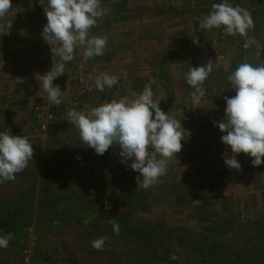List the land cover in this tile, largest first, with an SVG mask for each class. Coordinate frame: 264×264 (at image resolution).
Here are the masks:
<instances>
[{
    "label": "rangeland",
    "instance_id": "1",
    "mask_svg": "<svg viewBox=\"0 0 264 264\" xmlns=\"http://www.w3.org/2000/svg\"><path fill=\"white\" fill-rule=\"evenodd\" d=\"M114 1L120 2L117 8L122 19L115 22L103 21L110 16L109 10L115 8V5L109 0H100L104 14L97 18L95 26L89 31L97 30L102 33L95 34L97 36L94 37L108 35L109 32L116 33L117 39L114 41L119 40V48L122 44L125 46L120 49L124 52L123 56L128 51L135 62L145 60L142 65L139 63L142 67L139 66L137 73L152 81L146 83L145 80L143 83L139 78L135 82V90L139 91L136 94L142 93L143 88L149 86L154 99L160 100L161 96L164 98L160 85L164 83L166 76L170 77L169 73L179 72L185 76L190 66L209 62L212 71L208 80H205L208 81L207 87L205 84L203 87L205 92L209 91L214 95L212 102L221 105L224 96L235 95L227 77L240 63H264V51L257 55L255 45L245 49L243 44L246 38L240 34L227 35L223 26L200 28L201 18L212 10V4L221 3L222 0ZM229 3L234 7L239 5L251 13L254 28L249 30L248 36L264 45V0H229ZM47 7L48 0H11L10 11L0 17V107L5 106L0 113H5L6 124H1V130L4 127L6 131L12 127L9 123L15 124L18 121V116L13 117L15 111L25 114L26 120L22 125L27 124L26 129L17 131L18 133L16 130L10 132L28 137L33 147L32 160L37 163L41 161L40 173L46 169L43 165L49 157H58V166L65 160L69 161L70 164L61 175L55 171L50 178L49 192L55 190L67 197L71 193L70 189H73L88 206L100 214L95 220L102 230L100 232L89 233L77 227L73 223V217L70 218V222L66 224H70L67 229L71 238L53 244L54 248L65 247L63 257L52 260L54 264H186L184 258L188 252L193 253V250L172 245L168 241L155 245L131 234H120L117 237L113 232H103L105 223H131L156 229L179 227L193 233L201 231L211 234L214 239L227 244L233 230L264 215V180L259 176V172H264V163L253 166L251 157L239 153L236 158L241 168H228L224 159L233 154L220 138L218 142L207 139L206 128H210V125L205 121V116L199 118L200 121L197 117L194 118L195 123L191 125L188 121L180 122L185 130L182 148L175 158L168 160L166 174L148 188L137 185L135 177L139 174L122 163L118 145L114 144L103 155H98L91 147L82 143L79 130L67 121V112L74 107L79 111H87L111 100L103 95L100 97L99 94L90 95V91L75 75L78 72L76 68L85 70L84 66L87 65L85 67L93 73L100 60L114 64L116 60L111 52L112 42L109 41L103 55L87 60L80 50L84 46H77L74 58L65 64V73L53 81L58 83L62 91L61 103H51L37 77L58 62V58L53 57L49 45L42 38L43 26L47 23ZM112 22L116 31H108ZM134 35L136 41L132 38ZM106 38L110 40V37ZM126 39L130 43L135 42L136 52L127 49ZM143 44L149 47H137ZM119 60H122L121 56ZM169 63L176 65L170 64L173 66L170 69V65H167ZM181 63L184 64V69L174 68ZM121 69L127 72L125 68ZM105 72L109 73L110 70L106 69ZM95 76H99V71L95 72ZM184 83L190 86L186 79ZM161 88L162 91L165 89L164 86ZM184 93L185 97L190 94L189 91ZM125 97L130 96L125 94ZM171 97L170 109L175 107L177 101L175 96ZM165 103L164 100L159 101V107L164 111ZM35 106H44V110L51 114L50 123L42 138L34 130L40 120L46 119V115L37 113ZM23 120L24 118L20 119ZM198 123L201 127L206 126L197 132L195 126L200 127ZM196 135H202L201 139L195 140ZM211 141L215 149L211 148ZM198 143L201 147H197ZM156 155L159 158V154ZM210 159H214V162ZM63 177L67 180L63 181ZM40 179L41 189L42 175ZM28 226L35 227L40 240L41 230L33 223L9 231L12 237L7 248H0V264H21L19 254ZM100 237L105 239V246L102 250H97L91 246V241ZM174 248L176 249L173 250ZM171 256L176 258L172 259Z\"/></svg>",
    "mask_w": 264,
    "mask_h": 264
},
{
    "label": "clouds",
    "instance_id": "2",
    "mask_svg": "<svg viewBox=\"0 0 264 264\" xmlns=\"http://www.w3.org/2000/svg\"><path fill=\"white\" fill-rule=\"evenodd\" d=\"M10 8L11 0H0V17H4ZM103 14L100 0H48L42 38L58 62L37 77L51 103H61L62 91L53 81L65 73V64L74 58L77 46H84L86 60L103 55L107 38H89L88 35L89 29ZM199 26L201 29L223 26L225 34H240L246 38L245 49L255 45L257 55L264 51V45L248 36L249 30L254 28L251 13L239 5L232 6L229 0L212 4V10L201 18ZM211 71L212 65L208 62L190 66L185 74L187 84L193 89L189 94L193 104L198 105L205 96L203 82ZM227 79L235 95L223 97L224 117L214 121V126L223 133L221 142L233 154L225 158L224 163L230 169L239 170L241 165L236 154L244 153L252 158L253 166H259L264 163V63H240ZM116 84L117 78L107 72L95 78V88L101 92ZM159 101L154 99L151 88L145 86L142 93L131 100L128 97L113 99L87 111L74 107L67 112V121L79 130L82 143L98 155H103L110 146L118 145L122 163L139 174L135 177L137 185L148 188L166 174L168 160L176 157L182 148L181 141L185 139L180 120L162 110ZM32 158L33 147L28 137L13 135L10 130L0 132V183L14 180ZM112 231L119 237V224L113 223ZM11 237V232L0 234V248H7ZM91 246L102 250L105 239L96 238L91 241Z\"/></svg>",
    "mask_w": 264,
    "mask_h": 264
},
{
    "label": "crops",
    "instance_id": "3",
    "mask_svg": "<svg viewBox=\"0 0 264 264\" xmlns=\"http://www.w3.org/2000/svg\"><path fill=\"white\" fill-rule=\"evenodd\" d=\"M115 2L116 1L113 0V3ZM126 9H127L126 11L128 12L129 7ZM109 13H110L109 14L110 16L108 17L109 19L105 17L103 21L110 20V21L115 22V21H119V19H122L119 9L117 7L115 8V10L112 7L111 10H109ZM106 29H110V28H106ZM113 29L115 31L117 30L115 29V24L112 22L111 29L108 31H111ZM126 32L128 33L127 29H126ZM95 34H102V33L97 30H93V32L92 31L88 32L89 38L97 36ZM116 36L117 34L112 33V32H109L108 35L99 36V37H110V40H107V44L104 48V51H107L105 49L106 47H108L109 41L112 42L111 52L112 54H114L113 59L116 60L114 64H110L111 62H107V60L106 61L100 60L99 63L96 64V68L93 69L94 70L93 73H91L88 70V68H86L87 65L84 64L86 66V67L84 66L85 70L77 67L76 70H78V72L75 75L79 77L82 83H84V85L90 91L89 93L90 95L99 94L100 97L103 95L104 98H108L107 100H113L115 98L117 99L123 98L125 97V94H127V96H130L128 98L134 99L135 95H138L136 93L139 92L138 90H135V82L137 83V80L139 78L143 80V83L145 82V80H147L146 83H149L152 80L146 79L145 78L146 76H143L137 73L138 72L137 70L140 69L139 68L140 64L142 65V63H144L145 60L141 62L137 60L135 62L132 55H129L127 53L128 51L125 52L126 55L124 54L123 56L124 52H122L120 49L125 48V46L124 44H122L123 42H121L122 45H121V48H119L120 47L119 40L117 42L114 41L115 39H117ZM111 37H114V38L111 39ZM132 38L134 39V41H136L135 35L132 36ZM126 40H125V43L127 44V49H130V52L131 51L136 52L135 42L131 41L130 43L129 39H126ZM114 42H116V44ZM137 47L140 49L141 47H144L143 49H146L149 46L148 45L145 46L143 44V46H137ZM80 50L84 51V47L80 48ZM120 56L122 60H119ZM170 64L172 63H169L167 65H170ZM172 65H176V64H172ZM177 65H180V66H176L174 68H180V69L185 68L184 66H182L184 65L182 63L177 64ZM80 66L83 67V65L81 64ZM121 68H125L127 72H125ZM171 68H173V66L170 65V69ZM106 69L110 70L108 74L114 75L117 78V84L114 85L112 88L106 87L104 91L101 92L95 88V78L97 77L95 76V72L99 71V75H100L101 73L105 72ZM125 73L127 75H125ZM169 75L170 77L166 76L165 81L162 84L165 87L163 91L161 88L163 86L160 85L162 95H164V98L163 96H161L162 99L160 100H164L166 102L165 107H163V109L166 108L165 112H168V115L170 117L180 120V122H185V121L190 122V125L195 123L194 118L197 117L198 120L200 121L199 118H203V116H205L206 117L205 121L208 122L207 123L208 126L210 125V128H206L207 129L206 134L208 135L207 139L210 138V139H213V141L215 140V142H218L220 135H223V133H221L219 129L214 126V121H219L223 119L224 109L226 107V105L224 104V101L221 103V105H219L220 103L218 102H216V104L213 103L214 95L211 94L209 91H206L205 96L201 99L200 103L198 105L193 104L190 101L189 96L185 97L184 95L185 91H189L190 93L193 90L191 86L185 85L184 74L175 72L174 74L169 73ZM27 80L28 78H26V82ZM204 84L206 85L205 87H207L208 81H204L203 85ZM172 95L175 96V99L177 101H176L175 107L170 109L169 107H172V106L171 104L169 106V100L172 99L171 97ZM3 107L5 106L0 107V111L1 109H3ZM15 113H13V117L15 118L18 116L19 119L17 117L18 121H16L17 123L15 124L9 123V125L12 126L11 128H9L11 132H14L15 130H16L15 132H17L22 129H26V125H27V124L25 126L22 125L23 122H25L26 120L25 114L21 115L19 111H15ZM0 114H1L0 115V132H7L6 130L3 129L4 127L1 130V124L2 123L6 124V116L3 115L5 113H0ZM22 118H24V120L20 121V119ZM198 126L200 127L195 126L197 132L200 128H203V127L205 128L206 125L201 127V124L198 123ZM201 137L202 135H198V136L196 135L194 139L195 140L196 138L201 139ZM209 143L212 146L211 148L215 149L214 143L212 141ZM207 146H210V145L207 144ZM197 147H201V145H199L198 143ZM210 161L214 162V159L213 160L210 159ZM40 162L37 163L36 160L29 161L25 169H23L20 173L16 174L14 180H6L3 183H0V222L9 216H13L12 214L17 212V217H20V218L27 217L28 219H30L29 220L30 223L38 225L37 227L40 228L41 230V233H40L41 238H40L39 247L36 252L35 262L36 264H54L52 260H55L56 258L59 259L60 257H63V255L65 254L64 252L65 247L62 248L63 250L60 249L59 247L54 248L55 243L63 242L62 240L71 238L70 232L67 229L70 226V224H68V226L66 224L70 222L71 216L69 215V209L62 208L61 210L60 206H57L55 204L49 205L47 201H45L44 198L49 197V194L56 195L60 198L62 197L64 198V196H61L55 190H51L50 192L47 191L44 193L43 186L41 189L39 188V182L41 181L40 178L42 175V173H40V169H41ZM249 175L247 176L248 178H249ZM259 176L264 180V172H259ZM231 177L234 178L233 176ZM222 179L224 180V178ZM251 188H253V186ZM255 188L257 187L255 186ZM53 192L55 194H53ZM12 230H15V229H10L9 231H12ZM8 232H1L0 234H7ZM56 249H58L57 250L58 252L56 251ZM70 253L68 254L70 255Z\"/></svg>",
    "mask_w": 264,
    "mask_h": 264
},
{
    "label": "trees",
    "instance_id": "4",
    "mask_svg": "<svg viewBox=\"0 0 264 264\" xmlns=\"http://www.w3.org/2000/svg\"><path fill=\"white\" fill-rule=\"evenodd\" d=\"M109 1L113 6L116 4L115 8L120 3L116 1L113 4V0ZM45 162L43 166L46 169L42 171L44 193L50 190V178L55 174V171H58L59 174H57L61 175L69 161L65 160L63 164L61 163L58 166L60 163L58 157H49L48 161L46 160ZM66 180L63 177V181ZM70 190L71 193L67 197L60 198L49 194V197H45L44 199L49 205L55 204L60 206L61 210L62 208L69 209V215L73 217V223L77 227L89 233L102 231L100 226L95 222L100 214L94 208L88 206L86 201H83V198L73 189ZM12 215L0 222V233L8 232L10 229H20L30 224V219L27 217H17V212ZM113 223L119 224L120 234H131L142 237L153 242L155 245H159L162 241H168L172 245H180V247L193 250V253L188 252V255L184 258V263L186 264H264V215L257 217L249 224L233 230L227 244H224L221 240L214 239L211 234L201 231L193 233L190 230L179 227L156 229L131 223L124 224L110 221L105 223L103 232H113Z\"/></svg>",
    "mask_w": 264,
    "mask_h": 264
},
{
    "label": "built area",
    "instance_id": "5",
    "mask_svg": "<svg viewBox=\"0 0 264 264\" xmlns=\"http://www.w3.org/2000/svg\"><path fill=\"white\" fill-rule=\"evenodd\" d=\"M53 83L58 84L56 81ZM34 110L39 114L41 113L46 115V119L42 121L40 120L34 130L37 136L42 138L47 131L51 120V114L44 110V106H35ZM39 243L40 240L35 227L28 226L24 232L22 248L19 254L21 264H35L36 252L39 247Z\"/></svg>",
    "mask_w": 264,
    "mask_h": 264
}]
</instances>
